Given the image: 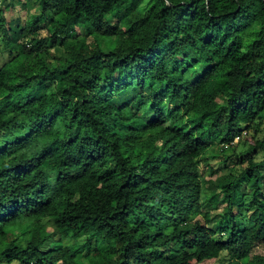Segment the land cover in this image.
<instances>
[{
  "label": "trees",
  "instance_id": "trees-1",
  "mask_svg": "<svg viewBox=\"0 0 264 264\" xmlns=\"http://www.w3.org/2000/svg\"><path fill=\"white\" fill-rule=\"evenodd\" d=\"M18 2L0 264H264V0Z\"/></svg>",
  "mask_w": 264,
  "mask_h": 264
},
{
  "label": "rangeland",
  "instance_id": "rangeland-1",
  "mask_svg": "<svg viewBox=\"0 0 264 264\" xmlns=\"http://www.w3.org/2000/svg\"><path fill=\"white\" fill-rule=\"evenodd\" d=\"M2 5H4V6L11 5L10 8H8V9L5 8L3 16L6 20L7 28L11 32L12 39L14 41H19L22 37V30L24 29L25 24H26V22L30 16L31 8L29 6L23 5L22 3H19L18 0H5L3 2H0V6H2ZM34 35L38 38H43L46 35V33H45V31H38V32H35ZM3 37H4L3 33L0 32V43H2ZM9 59H10L9 53L5 52L3 54V56L0 58V66ZM24 127H25V124H24ZM25 129H26V127H25ZM23 130L24 129L13 130L12 134H13V136H18L19 133L22 132ZM245 140L246 141H244L243 143L238 144V146H237L238 151L245 150L248 147L249 143L252 142L251 139H245ZM207 161H208V164H210L211 175L214 173L213 177H215L216 175L224 174V173L228 172L223 167L217 166L216 159H210L209 158ZM205 169H207V168L201 166L202 172L206 171ZM211 175H209V176H211ZM209 176H207V179L210 178ZM50 226L53 227V224H51ZM254 253L264 254V246L259 245V244L256 245L254 248ZM224 256L225 255H222L220 259H223ZM202 264H218V261L217 260H209V261H206Z\"/></svg>",
  "mask_w": 264,
  "mask_h": 264
},
{
  "label": "built area",
  "instance_id": "built-area-1",
  "mask_svg": "<svg viewBox=\"0 0 264 264\" xmlns=\"http://www.w3.org/2000/svg\"><path fill=\"white\" fill-rule=\"evenodd\" d=\"M247 135H249V131H247V130H244L243 132H242V135H237L236 137H235V139H234V142H238L239 140H241V139H243L245 136H247ZM233 142V143H234ZM224 147H227V145H223Z\"/></svg>",
  "mask_w": 264,
  "mask_h": 264
}]
</instances>
